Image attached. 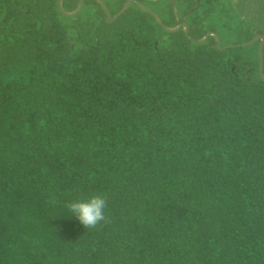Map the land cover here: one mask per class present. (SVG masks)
<instances>
[{
	"label": "trees",
	"instance_id": "trees-1",
	"mask_svg": "<svg viewBox=\"0 0 264 264\" xmlns=\"http://www.w3.org/2000/svg\"><path fill=\"white\" fill-rule=\"evenodd\" d=\"M221 1L154 10L187 37L135 3L0 0V264H264L260 41H191ZM98 193L86 228L65 204Z\"/></svg>",
	"mask_w": 264,
	"mask_h": 264
},
{
	"label": "rangeland",
	"instance_id": "rangeland-1",
	"mask_svg": "<svg viewBox=\"0 0 264 264\" xmlns=\"http://www.w3.org/2000/svg\"><path fill=\"white\" fill-rule=\"evenodd\" d=\"M165 1L141 0L153 11L161 9ZM171 1L174 2V0ZM218 7L220 10L210 17V23L223 36L224 43H228L227 45L241 44L238 43L240 37L236 33L238 30L236 28L239 23L242 24V21L255 26L263 33L261 35H264V0H222Z\"/></svg>",
	"mask_w": 264,
	"mask_h": 264
},
{
	"label": "water",
	"instance_id": "water-1",
	"mask_svg": "<svg viewBox=\"0 0 264 264\" xmlns=\"http://www.w3.org/2000/svg\"><path fill=\"white\" fill-rule=\"evenodd\" d=\"M62 1L63 0H58V3H59V10L60 12L64 15V16H75L77 14H79L82 10V7H83V1L84 0H79V5L77 7V9L74 11V12H66L63 7H62ZM101 6L102 8L104 9L105 11V14H106V17L107 19L110 21V22H113L114 20H116L117 18H119L123 13L126 12V10L129 8V6L132 4V3H135L141 10H143L144 12H147L149 13L155 20L156 22L167 32H176V31H179L180 29H183L185 35L187 37L188 36V33H189V30H188V26H187V23L186 22H182L179 26H177L176 28H170V27H167L161 17L156 13L154 12L153 10L149 9L148 7H146L143 2H141L140 0H127L126 3L124 4V6L122 7V9L115 15V16H112L106 3L103 1V0H96ZM209 36H215L216 38V45L213 46V48H216V49H227V48H233V47H236V46H240V47H246V46H250V45H253L254 43H256L257 41H260V45H259V49H258V56H259V72H260V76L262 78V80H264V73H263V47H264V35H257L255 38H253L251 41L249 42H246V43H242V44H239V45H227V46H222L221 44V39L220 37L213 33V32H208L203 39L201 40H193L191 39V41L193 43H196V44H202V43H205L206 40L208 39Z\"/></svg>",
	"mask_w": 264,
	"mask_h": 264
},
{
	"label": "clouds",
	"instance_id": "clouds-1",
	"mask_svg": "<svg viewBox=\"0 0 264 264\" xmlns=\"http://www.w3.org/2000/svg\"><path fill=\"white\" fill-rule=\"evenodd\" d=\"M106 198L103 194H94L87 199H74L66 202L67 211L86 228L94 227L105 220Z\"/></svg>",
	"mask_w": 264,
	"mask_h": 264
}]
</instances>
